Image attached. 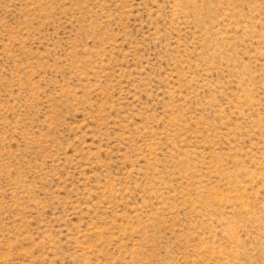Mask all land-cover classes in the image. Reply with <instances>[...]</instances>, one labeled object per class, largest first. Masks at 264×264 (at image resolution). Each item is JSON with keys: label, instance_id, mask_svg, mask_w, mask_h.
I'll return each instance as SVG.
<instances>
[{"label": "rangeland", "instance_id": "rangeland-1", "mask_svg": "<svg viewBox=\"0 0 264 264\" xmlns=\"http://www.w3.org/2000/svg\"><path fill=\"white\" fill-rule=\"evenodd\" d=\"M0 264H264V0H0Z\"/></svg>", "mask_w": 264, "mask_h": 264}]
</instances>
